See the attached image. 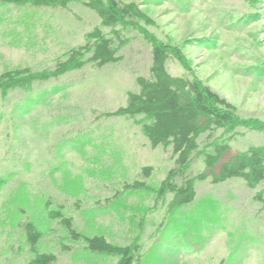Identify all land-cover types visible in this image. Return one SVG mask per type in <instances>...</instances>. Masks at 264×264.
Returning a JSON list of instances; mask_svg holds the SVG:
<instances>
[{
    "label": "rangeland",
    "instance_id": "rangeland-1",
    "mask_svg": "<svg viewBox=\"0 0 264 264\" xmlns=\"http://www.w3.org/2000/svg\"><path fill=\"white\" fill-rule=\"evenodd\" d=\"M122 1H135L150 21L104 28L124 38L121 61L0 91V264L32 257L26 220L42 233L39 250L58 256L55 264H116L117 256L69 240L62 220L48 213L61 207L78 232L136 246V264H264V203L255 197L264 181L252 187L208 177L196 182L193 202L173 207L174 194L154 191L175 166L172 147L151 145L144 115H104L138 90L159 42L170 48L172 77L198 80L236 107L234 127L219 128L211 141L229 144L225 158L264 148V0ZM100 24L95 10L75 0L68 8L0 5V75L52 69ZM207 135L189 175L206 169ZM145 166L153 167L149 178L141 176ZM135 180L149 187L124 191Z\"/></svg>",
    "mask_w": 264,
    "mask_h": 264
},
{
    "label": "trees",
    "instance_id": "trees-1",
    "mask_svg": "<svg viewBox=\"0 0 264 264\" xmlns=\"http://www.w3.org/2000/svg\"><path fill=\"white\" fill-rule=\"evenodd\" d=\"M71 0H0V5H32L35 7L68 8ZM95 10L101 17V24L86 35V43L73 48L64 58L56 61L49 70L31 68L8 70L0 75V91L7 93L12 89L29 86L36 81H48L61 77L70 71L82 69L89 63L104 67L123 59L118 55L119 47L125 44L120 32L114 30L115 36H109L104 28L116 29L126 21L150 19L139 8L135 1L122 0H75ZM260 16L261 13H256ZM118 44V46H117ZM89 55V56H88ZM170 48L159 42L153 43L152 66L150 74L137 77L138 90L129 91L126 103L105 116L144 115L147 122L143 125L145 135L153 147H172L174 167L158 189V196L167 192L174 194L173 207H181L194 201L197 181L212 178L220 183L233 178H241L249 186H256L264 181V148L250 147L244 152L229 156L230 146L227 143L211 142L216 132L222 127H234L237 121L236 107L221 97L211 87L198 80L184 77H172L166 69V62L171 58ZM183 59V56H181ZM208 134L207 145L212 150L204 154L206 169L196 175H189L188 167L193 156L200 150V138ZM152 166H145L141 176L149 178ZM181 176L177 181L176 176ZM146 181L135 180L126 184L124 191L145 190ZM256 200L264 203V192L256 194ZM49 208V206H48ZM53 219H61L68 238L72 242L83 240L88 251L118 257L116 264H136V250L132 245H120L109 241L103 234L84 235L74 227L73 220L67 217L62 207L49 210ZM26 241L32 257L26 264H55L58 256L54 252L40 251L38 244L42 238L41 231L31 220L22 224ZM64 251L72 247L62 244Z\"/></svg>",
    "mask_w": 264,
    "mask_h": 264
}]
</instances>
